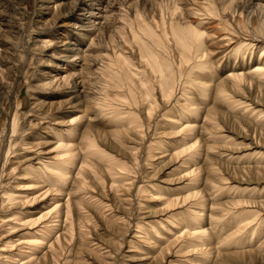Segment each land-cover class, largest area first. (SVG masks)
I'll return each instance as SVG.
<instances>
[{
  "label": "rangeland",
  "instance_id": "1",
  "mask_svg": "<svg viewBox=\"0 0 264 264\" xmlns=\"http://www.w3.org/2000/svg\"><path fill=\"white\" fill-rule=\"evenodd\" d=\"M257 69L264 0H0V264H264Z\"/></svg>",
  "mask_w": 264,
  "mask_h": 264
},
{
  "label": "bare ground",
  "instance_id": "2",
  "mask_svg": "<svg viewBox=\"0 0 264 264\" xmlns=\"http://www.w3.org/2000/svg\"><path fill=\"white\" fill-rule=\"evenodd\" d=\"M202 34L201 33H197V32H193L192 34H191V36H189V39H188V42H193V43H198V42H203L201 39H202ZM202 45V44H201ZM201 45H199L200 47H202ZM70 45H69V48L68 49H70ZM196 48H198V46L196 47ZM118 61H121V59H118ZM256 74L257 75H260L261 77L263 76L264 77V69H257L256 70ZM241 78H242V80H243V77L242 76H240ZM232 78L233 79H235V77H233L232 76ZM239 77H236V79H238ZM68 78H58V76L57 75H53V76H51V77H49L48 78V81H49V83L47 84V86H49L50 88L51 87H54V88H60L61 87V85L62 84H66V83H68V81H69V79L67 80ZM80 80H81V82L79 83V86H80V93L81 94H83V95H85V97H86V99H91L92 98V95H91V92L89 91V90H91V89H88V85H87V81L84 79V76L83 77H81L80 78ZM258 114H259V118H263L264 119V110H259L258 111ZM85 117L87 118V114H85ZM33 126V125H32ZM257 132L260 134V140H258V143H257V145L262 149V150H264V130H261V131H258L257 130ZM255 133H256V131H255ZM89 141H88V144H89V149H90V152H93V151H95L96 150V147H94V143L90 140V139H88ZM59 147H62V146H58V148ZM62 148H65V146H63ZM31 149V148H30ZM30 151V150H29ZM97 151V150H96ZM95 151V152H96ZM263 154V156H264V152L262 153ZM59 160V165L58 166H56V167H51V165L50 164H45L44 166H42L43 168H44V170H45V172H46V174H50L51 176L50 177H52V181H51V183L55 186L57 183H61V182H63L65 179H66V177H67V171H68V169H66L64 166H68L69 168H70V166H72V164H73V161H74V155L71 153V150H69V151H67L66 152V156H64V158H62L61 156H59V158H58ZM61 161V162H60ZM53 164H56V162H54ZM64 165V166H63ZM60 166H62L63 168H61ZM48 171V172H47ZM259 175H264V169H259ZM28 174H30V170H27V175ZM49 176H48V179L50 178ZM61 185V184H60ZM47 194V192H45L44 193V195L43 196H45ZM12 198H14V197H12ZM14 199H11V201H13ZM34 201H36V200H34ZM58 208V206L55 208V209H57ZM68 212H70V211H68ZM247 214V212H243V216H245ZM19 221H22V220H19ZM245 221H243V222H241V230L239 231V232H242V230H247V229H249L250 228V226L254 223V221L253 222H251V223H245V225H243V223H244ZM26 225H29V224H26ZM255 233V232H254ZM187 235H189V232H188V234ZM252 235H254V234H252ZM183 236V235H182ZM182 236H181V239H182ZM190 236V240L192 241V242H194V243H196L195 244V247L194 248H196V247H201L202 246V242L199 240V242L197 241L199 238H204L205 236H206V234H201V235H195V234H193V235H189ZM237 236V235H236ZM189 240V241H190ZM25 245H27V246H37V245H39V243L37 242V241H34L33 239H32V242H30L29 244H26L25 243ZM192 247V246H191Z\"/></svg>",
  "mask_w": 264,
  "mask_h": 264
}]
</instances>
